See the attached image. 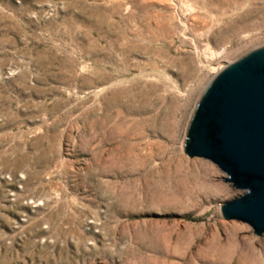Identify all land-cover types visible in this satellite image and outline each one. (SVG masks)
<instances>
[{"label": "rangeland", "instance_id": "rangeland-1", "mask_svg": "<svg viewBox=\"0 0 264 264\" xmlns=\"http://www.w3.org/2000/svg\"><path fill=\"white\" fill-rule=\"evenodd\" d=\"M264 0H0V264H264L247 190L191 157Z\"/></svg>", "mask_w": 264, "mask_h": 264}, {"label": "water", "instance_id": "water-1", "mask_svg": "<svg viewBox=\"0 0 264 264\" xmlns=\"http://www.w3.org/2000/svg\"><path fill=\"white\" fill-rule=\"evenodd\" d=\"M191 157L215 162L247 192L222 205V215L264 233V49L216 74L191 119Z\"/></svg>", "mask_w": 264, "mask_h": 264}]
</instances>
